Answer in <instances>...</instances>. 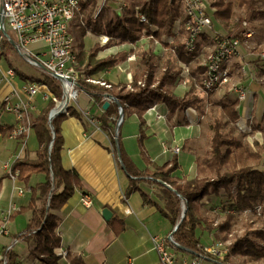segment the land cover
<instances>
[{"label": "trees", "instance_id": "obj_1", "mask_svg": "<svg viewBox=\"0 0 264 264\" xmlns=\"http://www.w3.org/2000/svg\"><path fill=\"white\" fill-rule=\"evenodd\" d=\"M210 1L216 9L215 27L221 25L228 30V33L237 32L244 22L252 26L254 21H264V0ZM137 4L142 5L149 25H156L159 28L158 37L172 34L174 22L183 15L182 0H147L145 2L134 0L129 2L121 15H118L115 9L105 7L96 20H91L90 13L94 6V1H91L83 5L85 21L82 17H78L79 19L76 18L73 22L78 27V37L81 40L78 51L75 50L80 90L91 96L101 107L106 102L104 100L106 95L114 96L118 100V104L112 103L99 118L101 128L112 135L114 143L115 125L119 119L120 108L123 109L124 120L137 115L141 124L144 123L143 116L155 103L166 104L170 113L178 112V116L189 107L198 109L200 113L204 112L203 99L199 95L190 92L179 97L175 94L181 67H175L174 61L168 59L158 72L157 57L152 51L142 52L138 73L130 86L123 83L113 85L104 81L111 85L108 88L100 83L88 81L101 71L112 69L126 60L128 53L123 51L105 59H98L97 52L102 48L100 44H96L89 51L84 48L83 40L87 32L110 37L112 43L120 45L135 43L149 26L135 18L134 6ZM167 48H175V51L171 52L175 53L178 62L190 63L194 58V55L187 52L185 45L181 42L168 45ZM9 51L10 48L4 45L1 57L5 58L15 74L24 81L43 84L52 96L46 109L31 122L39 146L37 158L31 160L26 152L23 158L15 160L12 164V170L19 172V181L26 185L30 183L34 174H43L46 177L44 182L32 188L28 205L16 209L11 214L10 220H13L30 211L33 213L28 226L24 231L14 235L13 239H20L27 243L33 242L31 254L40 264H60V257L56 253L61 242L57 232L60 219L54 212L60 210L75 192L83 187L80 176L75 171L66 170L62 165L61 124L67 115L80 119L81 114L72 106L69 107L67 114H61L52 120V130L49 126V114L56 107V102L61 100L62 88L49 75L43 74L41 78H36L14 67L9 59ZM258 51L262 52L260 49ZM200 71L203 70L200 69ZM192 74H196L195 69H192ZM219 105L224 113L223 117L227 120L215 118L211 123L210 148L204 156L196 158L197 175L192 179L174 176L179 167L176 156L171 162L163 165L153 163L145 148L143 133L138 139L140 153L144 162L153 169L141 171L126 154L121 141V127L119 129L118 147L121 164L130 180L126 197L132 192H139L144 204L155 207L163 217L168 219L172 228H176L173 239L182 252L198 254L203 249L204 245L197 236V230L202 227L208 232L216 230L214 237L217 242H227L232 239L229 235L235 214L260 206L264 217V170L259 168L262 160L264 161V146L255 143L253 148L249 142H243L234 136L232 124L239 118L236 110L237 101L229 99L227 103L220 102ZM143 181H149L159 187L158 197L163 201L164 206L141 189L140 184ZM221 190L226 192L231 205L225 211V219L215 225L214 220L204 213L203 200L206 196H219ZM109 226L116 235L122 234L126 229L125 222L117 217L109 222ZM233 241L234 246L231 248L233 255L241 254L246 256L247 262L264 264V228L253 230ZM8 255L10 264L19 263L13 251H9ZM68 260L70 264H86L85 260L77 254H68ZM226 260H229V256Z\"/></svg>", "mask_w": 264, "mask_h": 264}, {"label": "crops", "instance_id": "obj_2", "mask_svg": "<svg viewBox=\"0 0 264 264\" xmlns=\"http://www.w3.org/2000/svg\"><path fill=\"white\" fill-rule=\"evenodd\" d=\"M92 35L88 32L84 37L85 49L94 44ZM88 38L92 39L89 44L87 43ZM96 39H98L97 36ZM129 45L106 48L100 51L98 58L105 59L123 51L129 53L131 50ZM150 45L154 47V43ZM33 46L40 48L43 47V44H33ZM152 47L146 50V44H139V49L137 48L136 51L138 56L136 63L128 62L126 59L112 69L103 70L96 74L93 79L113 85L123 83L130 86L134 76L138 73L142 52L152 51L157 60L164 56L165 51L163 49L158 46V52L162 54L158 55ZM12 56H17L21 63L29 64L17 54L9 51V59L14 67L19 68L29 76L39 78V73L34 74L31 70H24L21 66L16 65ZM241 60L240 58L238 61ZM244 60L249 62L245 55ZM197 64L198 61H195L193 66H197ZM235 65L238 66L237 62ZM10 69L11 67L5 58L0 56V227H4L7 231L6 235L0 236V250L15 241L13 252L16 254L18 264H24L27 261L29 264H40L37 259L31 257L33 242L27 243L20 239H13L14 235L24 231L28 226L33 213L30 211L10 220L9 212L14 205L17 206V209L28 205L32 188L36 184L44 182L46 177L43 174H34L30 183L26 185L19 181V178L17 181L12 180L4 168L6 162L13 164L15 160L23 158L26 152H28L31 160H35L39 147L38 141L31 126L27 127L25 121H18L14 114L3 111L1 99L16 90L17 94L13 95L12 102L24 106L32 120L46 109L52 98L50 93H48V98H45V92H41L31 99L21 90L27 81L25 82L17 75L10 77L8 75ZM197 70L200 69H195V71ZM252 72L253 66L246 75L236 76L233 81L240 84L245 83L248 77L255 78ZM176 85L177 87L180 86L178 79ZM221 93L216 92L215 94L219 97ZM224 93L225 99L223 100H229L228 93ZM175 94L179 97L186 95ZM245 106L246 108H244ZM72 107L81 114V118L67 115L61 124L63 136L61 161L66 170L75 171L80 176L83 187L81 190H77L60 210L54 212L60 219L57 232L61 242L57 249H62L68 254L80 255L86 264H159V256L154 249L152 238L154 236H168L173 228L168 219L163 217L155 207L144 204L139 192H132L126 197L130 180L118 157L117 140L120 128L118 131L115 129L114 143V138L109 132L101 128L99 120L106 109L104 106L101 107L95 103L94 99L84 91L80 90L79 98ZM196 110V113L186 114L184 111L178 116V112L170 113L166 104L158 103L157 112L160 115H165V119L158 118L157 112L149 109L143 116V124L137 115L127 117L125 120L123 118L120 133L126 154L141 171L153 169L152 166L144 162L140 153L138 139L143 133L142 135L145 136L144 145L151 161L157 165H163L171 162L176 156L179 167L174 176L180 177L183 175L185 164L196 163V156L192 160L184 152V143L189 136H186V132L182 130L193 128L200 122L198 114L202 113L198 109ZM236 110L238 114H241L238 120L247 119L249 115L253 117L252 114L264 115V98H259L257 92L248 90L246 102L240 104L238 102ZM183 122L186 123V126L182 125ZM112 126L114 127V125ZM21 127H25L27 131L20 136H14L13 132ZM249 128L251 130L246 133L248 135L253 133L252 128ZM163 143L168 144L170 148L181 147L182 151L178 155L174 154L172 150L165 152ZM250 144L255 148L254 143ZM24 187L30 191L25 195L19 194L18 189ZM140 187L153 200L164 206L163 201L158 197L159 190L157 189L159 187L157 185L143 181ZM84 194L92 197L94 203L91 207L83 205L82 197ZM216 197L218 196L211 195L210 199L213 201ZM38 205H41L40 201ZM127 208L131 209L130 214L124 213ZM104 209H109L113 214L109 221L103 217ZM115 217L123 220L126 225L125 231L120 235H116L109 226V222ZM1 219L7 222L1 223ZM197 236H199L198 230ZM26 253L28 255H25ZM60 264H70V261L68 258L66 260L60 258Z\"/></svg>", "mask_w": 264, "mask_h": 264}, {"label": "built area", "instance_id": "obj_3", "mask_svg": "<svg viewBox=\"0 0 264 264\" xmlns=\"http://www.w3.org/2000/svg\"><path fill=\"white\" fill-rule=\"evenodd\" d=\"M92 0H0V56L4 51V45L10 48V52L17 54L21 59L28 62L32 67L38 68L40 73L54 78L62 88V98L56 102V108L53 112L54 117L49 118L50 128L53 130L52 120L61 114H67L69 107L74 105L79 98L80 88L78 85L79 73L77 70V56L75 52V39L72 34L73 21L82 16L83 5L89 4ZM95 6L91 14V19L96 20L105 7H111L121 15L124 9L128 7L130 1L134 0H94ZM145 2L147 0H137ZM142 5L134 6V16L142 24L149 25L148 18L142 10ZM183 15L174 22L172 34L157 36L159 28L156 25H149L140 37V40L131 47L128 53L127 61H137V48L135 45L146 44V50L152 47L156 54L158 46L165 51L167 46L181 42L185 45L187 52L194 55L190 63H181V73L178 82L183 80L190 81L199 86L206 93H216L225 91L231 100L240 103L246 102L248 90L240 83L233 81L234 77L246 75L251 70L252 65L245 62L244 55L255 48L256 31L251 28L247 22L234 33L221 34L215 29V13L210 0H182ZM107 39V36H105ZM43 44L38 50H32L31 45ZM175 51V48H168ZM241 61H238L239 59ZM258 60H264V50L258 54ZM198 61L197 66H193ZM237 62V65L235 63ZM197 70L192 74V69ZM13 77L15 72L10 69L8 72ZM40 78V75H39ZM257 79V78H253ZM258 80V79H257ZM90 82L100 83L108 88L111 85L105 82H96L93 79ZM26 82V81H25ZM21 90L31 99L45 92V98H48L49 90L39 82L27 81ZM17 94L6 95L1 99L2 109L5 113L14 114L18 121H25L27 127L31 126V117L28 116L26 108L21 104H14L12 97ZM105 101L118 103L114 96L106 95ZM164 104V103H163ZM158 103L153 104L149 110L157 112ZM246 108V106L244 107ZM197 110L189 107L185 110L186 114L196 113ZM158 118L165 119V115L157 112ZM251 114V110H250ZM50 115V114H49ZM245 119V128L240 125V120L236 121L237 128L243 133H248L251 129L248 127V120ZM27 129L21 127L13 132L14 136H20ZM165 152L172 150L174 154L181 153V147L170 148L168 144L163 143ZM4 168L8 176L18 180V171L12 170V162H6ZM27 188L18 189L19 194L25 195ZM82 203L86 207L93 205V199L90 195L84 194ZM17 206H12L9 214L11 215ZM130 214L131 209L127 208L124 212ZM176 228L168 236H154L152 242L155 251L159 256V264H227L225 262L224 242H215L209 246H204L198 254L182 252L179 245L174 241L173 234ZM0 232L4 235L7 231L0 227ZM18 240V239H14ZM15 241L7 247L0 250V264H10L8 252L13 251ZM60 258L67 259L68 252L56 249Z\"/></svg>", "mask_w": 264, "mask_h": 264}, {"label": "rangeland", "instance_id": "obj_4", "mask_svg": "<svg viewBox=\"0 0 264 264\" xmlns=\"http://www.w3.org/2000/svg\"><path fill=\"white\" fill-rule=\"evenodd\" d=\"M93 1L94 0H92V2ZM94 6H95V1H94ZM94 6L91 9L90 19H91V14H92V11L94 9ZM82 15L83 16H81V17L85 21V19H84L85 13L82 12ZM91 20H93V19H91ZM253 23L254 24L252 26L255 25V27H252L249 24L248 25L256 31L255 40H254L255 41L254 43L256 45H255L254 50H251L250 52H246V54H250L252 51L255 52V54H250L247 58H248L249 63L251 65L253 64L252 65L253 66L252 74H254L255 78H257V79L259 78V80H257V79L255 80V79H253V77H248L247 80L245 81V83L244 82L242 83V86L245 87L246 90L257 92L259 98H264V60H258L259 59L258 54L260 53V51H258V50L259 49L261 51L264 50V21L258 20L256 22L254 21ZM215 29L218 30L219 32H221V34H223V35L228 33L227 32L228 30L223 28L221 25L216 26ZM88 32H87V34H88ZM78 33H79L78 27L74 23H72V34H73L74 39H75V50H77V51H78V45L81 42L80 38L78 37ZM89 33H91V32H89ZM91 34H93V33H91ZM92 36H93L92 39L94 40V44H91L90 45L91 47L90 48L88 47V49H85V50L89 51V50L93 49L96 44H100L102 46V48L97 52V58H98V54L100 53V51H102L106 48H112V46H123L124 45V44L120 45V44H117L114 42L112 43L111 42L112 39H110V37H107V39H106L105 36H102V35L93 34ZM96 36L98 37V39H96ZM92 39L88 38L87 43L89 44V42ZM97 40H99V41L97 42ZM135 43H132V44H135ZM83 44H84V48H85L84 40H83ZM130 45H131V43H130ZM135 46H139V45L137 44ZM40 48L36 47V46L34 47L33 45H31V49L34 51L38 50ZM12 59L16 65L21 66L24 70L29 69L34 74L39 73L40 78L43 75L42 73H40L38 68L32 67L30 65H26L25 63H21L17 56H12ZM98 59H100V58H98ZM168 59L174 61L175 67H180V64L177 61V56L175 55V53L165 49L164 56L160 57V58H158V60H156L158 72L162 69L163 64ZM77 68H78V64H77ZM79 77H80V75H79ZM93 77L89 78L88 81L90 79H93ZM96 82H102V81H96ZM190 92L199 95L203 99V106H204V109H203L204 112L202 114H198L200 122L197 123L196 126L193 128L182 129L186 132V134H187L186 136H189L184 143V152L186 153V155H188V157H190L193 160V157H195V156H196V158L202 157V156H204L206 151L209 150L210 145H211V141H210L211 127H210V125L213 122V120L215 118H222L223 120H227L226 117H223L222 114H224V113L222 112L221 106L219 105L220 102L227 103V99L223 100V99H225V97H224L225 91H222L221 95L218 97V95H216L215 93H212V94L206 93L199 86H196L194 83L187 81V80H183L181 82L180 86L177 87V85H176V87H175V93H177V94H186V93L188 94ZM51 98H52V96H51ZM240 115L241 114H239V116ZM252 115H253V117H250L251 115H249L248 117L251 118L249 120V127L252 128L253 133H250L249 135L243 134L237 128L236 122H235L232 124L233 132H234L233 134L235 137H237L239 140H242L243 142H250V143H254V144L258 143L259 145L264 146V115H262V114H252ZM118 121H119V119H118ZM117 125H118V122L115 125L116 129H117ZM182 125L186 126V123L183 122ZM192 165H193V167L195 166V168H193ZM259 168L261 170H264V161L263 160H262V163L259 166ZM181 173H182V171H181ZM196 174H197V162L195 164H193V162H192L190 164L184 165L183 175H181L183 177L180 176V178H188V179L190 178L191 179V178L195 177ZM157 190H159L158 195H160V189L158 188ZM210 196H206L203 200L204 213L206 216L211 218V220H214V224L217 225L225 219V216H226L225 211L229 209V207L231 205V200L224 190H221L220 195L218 197L214 198L213 201L210 199ZM261 213H262V208L260 206H255L254 208H251L250 210L248 209V210H245L244 212L235 214V217L232 221V226H231L230 235H229V237L232 239L231 240L229 239L227 242H224V244L226 246V249L224 250V253L226 255L225 262L227 264H262V263H256V262H247V261H245L246 256H242L241 254L233 255L231 253V248L234 246L233 239L234 240L239 239L240 237H242L246 233L252 232L253 230H256L259 228H264V217L262 216ZM5 222H7V221L3 219L1 223H5ZM2 225H4V224H2ZM215 232H216V230L214 232L205 231V230H203V227H202V229L201 228L198 229V235L201 239V242L204 243L203 244L204 246H209V245L217 242V240L214 237ZM3 235L4 234L0 232V236H3ZM25 255H28V254L26 253ZM228 256H229V260L227 261L226 258ZM31 257L33 258L32 255H31ZM24 264H29V261H27Z\"/></svg>", "mask_w": 264, "mask_h": 264}, {"label": "water", "instance_id": "obj_5", "mask_svg": "<svg viewBox=\"0 0 264 264\" xmlns=\"http://www.w3.org/2000/svg\"><path fill=\"white\" fill-rule=\"evenodd\" d=\"M109 96H111V95H109ZM110 101H106L105 102V104H104V109H107L108 108V106L110 105ZM56 108V107H55ZM55 108H53L52 110H51V112H50V115H49V118L51 119V118H53L54 117V115L55 114H53V112L55 111ZM123 118H124V113H123V109L122 108H120V113H119V121H118V125H117V131H118V129L120 128V126H121V124L123 123ZM54 134V133H53ZM117 142H118V140H117ZM52 144H53V141L51 142V144H50V150H51V148H52ZM118 157H119V159L121 160V156H120V153L118 152ZM103 217H104V219L106 220V221H109L111 218H112V212L109 210V209H104L103 210Z\"/></svg>", "mask_w": 264, "mask_h": 264}, {"label": "bare ground", "instance_id": "obj_6", "mask_svg": "<svg viewBox=\"0 0 264 264\" xmlns=\"http://www.w3.org/2000/svg\"><path fill=\"white\" fill-rule=\"evenodd\" d=\"M240 125L242 128H245V119L240 120Z\"/></svg>", "mask_w": 264, "mask_h": 264}]
</instances>
